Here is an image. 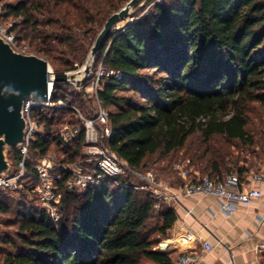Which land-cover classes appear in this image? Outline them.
I'll return each instance as SVG.
<instances>
[{
    "label": "trees",
    "instance_id": "obj_1",
    "mask_svg": "<svg viewBox=\"0 0 264 264\" xmlns=\"http://www.w3.org/2000/svg\"><path fill=\"white\" fill-rule=\"evenodd\" d=\"M128 1H9L3 4L0 21H11L17 40L60 73L87 60L98 33L94 24L100 30ZM143 3L140 6L138 0L131 7L137 9L136 18L111 31L93 56L94 69L102 64L107 71L121 73L104 76L99 90L100 102L109 112V146L134 170H144L155 155V164L168 159L156 170L174 175L171 185L182 182L173 168L177 161H172L181 149L188 159L186 167L203 175L245 176L251 168L228 161L227 148L234 143L256 144L247 128V105L264 104V0ZM53 90L54 99L84 104L81 94L71 93L64 82H55ZM34 116L43 128L30 145L34 158L56 150L65 154L59 159L65 162L83 155V135L70 142L58 136L62 125L78 121L73 110L39 107ZM197 133L196 141L189 143ZM8 156L14 172L18 148ZM27 174L21 189L0 190L3 212L10 210L6 200L15 198L12 193L25 198L17 202L22 245L0 235V242L15 244V250L7 252L0 246V264H142L143 259L169 264L177 258L153 247L156 240L149 228L157 214L161 220L157 230L167 235L177 221L175 208L152 192L135 189L125 175L117 178L128 187L103 180L97 188L80 193L63 191V216L54 222L30 186L36 181L31 161ZM64 175L63 181L69 174ZM29 195L38 205L26 200Z\"/></svg>",
    "mask_w": 264,
    "mask_h": 264
},
{
    "label": "built area",
    "instance_id": "obj_2",
    "mask_svg": "<svg viewBox=\"0 0 264 264\" xmlns=\"http://www.w3.org/2000/svg\"><path fill=\"white\" fill-rule=\"evenodd\" d=\"M157 1L162 2L163 0ZM12 25L11 21H0V35L15 50L22 53H33L27 43H20L17 40L15 33L11 30ZM92 64L91 57L81 65L76 63L75 69L66 71L69 77L64 82L70 86L71 93H80L87 105L90 104V100L93 101V106L90 108L91 112L85 113L78 103H73L66 98H53L55 82L52 71L48 99L46 101L28 99L24 103L23 110L27 120V133L23 144L18 147L17 169L10 172L8 176H0V190L17 191L24 186L29 178L27 164L31 161L36 181L30 186L54 222H58L63 216L61 210L63 191L80 193L87 188H97L103 180H109L117 186L128 187L127 183L120 181L117 177L131 171L138 173L109 146L107 140L112 133L109 112L99 99L103 77L108 75L120 77L121 73L114 70L107 71L102 64L94 69ZM39 107L44 110L71 109L74 111L78 121L74 124L62 125L58 130V136L63 142H70L79 135H83L84 147L86 148L84 153L87 157L79 162L80 164L75 165L71 162L61 161L55 152H49L37 158L32 156L31 142L37 134L43 131L42 126L34 116V110ZM83 162H91V168L82 165ZM173 168L182 179L178 185L164 183L155 171L138 173L151 185L153 196L159 200H164L171 206L188 196L212 195L218 201L219 210L230 215L240 206H248L254 200L263 197L264 169L251 170L243 177H240L236 172H230L221 179L203 175L196 169L188 168L180 162L174 163ZM65 172L69 176L63 181ZM62 181L64 182L63 186H61ZM183 240L200 242L206 250L213 248L211 242L203 240L191 227H187L183 232ZM260 247L264 248V241ZM198 261V254L183 251L169 264H197Z\"/></svg>",
    "mask_w": 264,
    "mask_h": 264
},
{
    "label": "crops",
    "instance_id": "obj_3",
    "mask_svg": "<svg viewBox=\"0 0 264 264\" xmlns=\"http://www.w3.org/2000/svg\"><path fill=\"white\" fill-rule=\"evenodd\" d=\"M262 190L261 199L240 206L230 215L219 210L212 195L188 196L174 204L178 217L172 229L183 234L191 227L213 245L206 250L200 242L182 240L181 252L198 254L197 264H264V248L260 247L264 241V185Z\"/></svg>",
    "mask_w": 264,
    "mask_h": 264
},
{
    "label": "water",
    "instance_id": "obj_4",
    "mask_svg": "<svg viewBox=\"0 0 264 264\" xmlns=\"http://www.w3.org/2000/svg\"><path fill=\"white\" fill-rule=\"evenodd\" d=\"M138 0H130L119 11L112 13L97 35L91 48L93 57L102 47L109 33L129 15ZM50 65L46 58L35 53H22L0 35V176L12 170L9 152L23 144L27 120L23 106L26 100L46 101L51 82ZM66 72L53 73L54 82H65Z\"/></svg>",
    "mask_w": 264,
    "mask_h": 264
},
{
    "label": "rangeland",
    "instance_id": "obj_5",
    "mask_svg": "<svg viewBox=\"0 0 264 264\" xmlns=\"http://www.w3.org/2000/svg\"><path fill=\"white\" fill-rule=\"evenodd\" d=\"M9 1L15 2L16 0H0V12L1 11L3 12V4ZM143 1L145 0H142V4L140 6L144 5ZM125 5L126 4H123V6H121V8H119L117 11L121 10ZM136 13H138L137 9H133V10L131 9L129 12V15L118 23V29L121 28L127 22L135 19ZM94 27H95L94 30L98 31L99 33L104 27V25L102 26L100 30H99V24H96V25L94 24ZM79 34L81 35L82 33L79 32ZM97 35L95 36V39ZM91 37H93V35H91ZM90 54H91V50L89 52V55L87 56V59L90 58ZM91 58L93 61L92 65L94 66L95 60L93 57ZM50 69L52 72L53 69L51 66H50ZM148 71L150 73L152 72V70H148ZM92 106H93L92 100H90L89 105H87V103L84 101V104H82L81 108L83 109L85 113L89 114L91 112L90 108ZM247 115L249 119V124L247 128L249 132L255 137L256 144L251 147H246V146L240 147L236 145L235 143L231 147L228 146L227 151L230 153L228 154L227 160L229 161V160L234 159V161H237L239 165L248 166L252 170H255V171L262 170L264 169V104H262L259 101L250 102L247 105ZM198 136L199 134L197 133L194 137L191 138L189 143H191L192 140L196 141ZM85 150L86 148L84 147L83 155H80L79 157L76 158V161H73L71 163H74L75 165H77V164H80L79 162L85 160L87 157L84 153ZM52 152L56 153V156L58 159H63L65 156V154L59 150L52 151ZM183 156H184V150L181 149L179 152L175 154L172 161H177V162L181 161L180 163H182L183 165H186V163L188 162V159H184ZM156 158H157V155L151 157L147 161L148 164L144 170H136V171L138 173H142L146 171H155L159 174L160 178L164 181V183L171 185L170 181L174 177V175L173 176L172 175L171 176L162 175V173H159L156 170L158 165L167 164L168 159L165 160V162L160 161L157 164H155L153 162L155 161ZM90 163L91 162H83L82 165L91 168L92 165H90ZM231 171H235V168H232ZM138 173L134 171L126 172L125 177L130 182V184L133 185L135 189L141 192H151V185L147 183V181L143 179V177H141ZM12 194L15 195V198L6 200L7 203L10 205L9 206L10 210L8 212L0 211V235L8 236V238L12 239L16 245L21 246L22 245V242H21L22 233H20L21 231L19 230V223L16 222L18 219H20L19 215L17 214V211L21 206L17 202L19 199L25 200V198L22 196H18V194L16 193H12ZM31 196L32 195H29L28 198H26V200L28 201L33 200ZM33 203L38 205L39 202L33 200ZM158 209H160L159 205H157L156 210ZM160 223H161V220L157 216V214L149 221V228L151 229L150 231L152 232L151 237L156 240V244H154L153 247L156 249H160V250L171 251L173 256H177L181 252L180 244L183 240L182 232L170 229L167 235H162L157 230V227L160 225ZM15 244L12 245L10 243L0 242V246L4 247L6 252L15 250ZM142 264H156V263L150 259H143Z\"/></svg>",
    "mask_w": 264,
    "mask_h": 264
}]
</instances>
